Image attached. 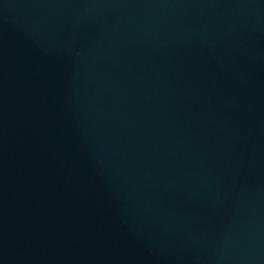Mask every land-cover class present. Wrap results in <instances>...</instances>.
I'll use <instances>...</instances> for the list:
<instances>
[{
	"label": "water",
	"instance_id": "1",
	"mask_svg": "<svg viewBox=\"0 0 264 264\" xmlns=\"http://www.w3.org/2000/svg\"><path fill=\"white\" fill-rule=\"evenodd\" d=\"M0 264H264V0H0Z\"/></svg>",
	"mask_w": 264,
	"mask_h": 264
}]
</instances>
